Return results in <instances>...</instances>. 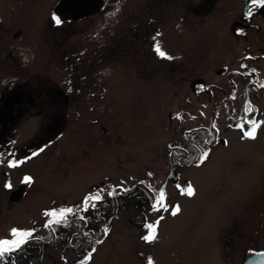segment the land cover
Segmentation results:
<instances>
[{
    "label": "rangeland",
    "instance_id": "374dc122",
    "mask_svg": "<svg viewBox=\"0 0 264 264\" xmlns=\"http://www.w3.org/2000/svg\"><path fill=\"white\" fill-rule=\"evenodd\" d=\"M248 1L109 0L99 14L77 23L75 35L65 42V154L26 156L21 175L31 177L33 194L0 213V239L12 237L13 228L31 230L38 223L42 230L46 211L68 205L77 209L93 188L119 191L140 181L159 185L170 146L184 143L186 131L208 126L219 100L226 98V105L235 110L245 85L257 82L253 69H261L258 78L264 76V61L257 59L264 58L259 50L264 49V0L252 4L247 14ZM191 6L197 8L195 13L189 12ZM234 21L256 24L259 31L236 37L230 32ZM157 43L174 59L160 57ZM261 89L248 95L257 121H264ZM216 115L219 143L212 147L209 161L180 169V186L191 184L195 195L167 187L169 211L149 207L141 221L134 209L118 213L109 238L85 264L238 262L244 249L230 253L229 262L219 254L221 222L228 215L239 217L245 232L240 244L248 246L253 195L235 204L232 180H242L237 187L244 189L262 171L264 189V125L255 139L245 140L226 127L224 107ZM261 204L264 207V199ZM175 205L181 211L172 216ZM160 216L157 239L138 242L135 235H147V225ZM262 234L259 248L264 247V226ZM72 255L67 251L63 258L52 251L32 263L74 264Z\"/></svg>",
    "mask_w": 264,
    "mask_h": 264
},
{
    "label": "flooded vegetation",
    "instance_id": "af4514ba",
    "mask_svg": "<svg viewBox=\"0 0 264 264\" xmlns=\"http://www.w3.org/2000/svg\"><path fill=\"white\" fill-rule=\"evenodd\" d=\"M256 1L254 6L260 4V0ZM66 4L67 0H0L1 214L4 210H9L14 206L20 205L26 200L27 196L33 194L31 192L33 185L32 179L30 183H24L25 176L21 175L23 173L22 169L24 168L26 156L34 154L36 156H53L58 153L61 155L65 154V51L67 50L65 42L75 35L76 31L74 30V26L77 23L87 21L92 16L99 14L107 5L100 10L84 9L82 11L84 15L77 20H73L65 16ZM250 8L249 10H251ZM196 11L197 8L190 7V13H195ZM248 11L247 14H249ZM242 16L244 15L242 14ZM54 17L60 19L61 23L56 24ZM242 25L256 24L234 21L230 27V32L236 37L240 36L245 38L247 35L245 33L246 31L248 32L251 29L259 31V28L242 27ZM259 50L263 51L260 53L261 56L264 53V49L259 48ZM257 59L264 61V58L261 57ZM260 72L262 75L261 69L256 68L252 79H257V82L252 81L245 85L238 97L241 103L240 105L237 103L236 110L229 106V104L226 105V98L219 100L214 103V107L210 112V123L208 126H197L186 131L184 133V143L171 146V149L168 150L169 162H171V154L179 153L174 151L179 149L184 154L181 156H173V159L178 160V173L174 172L171 175L172 165L170 164L168 168L167 164L164 178L159 185H150L146 181H140L132 187L124 188L131 190H122V192L130 196L133 195L137 200L140 193L142 194L141 191L144 190L149 194L146 197L151 199L150 205L152 206L155 202L154 197L161 188L165 192L167 187H173V190H179L177 185L181 183L180 169L200 167L204 164H198L200 150H185L183 148L188 142L187 135L194 129L204 128L207 131L205 143L210 147H215L219 143V134L216 128H212V124L215 123L216 112H219L222 107H224V114L226 116L224 118H227L229 121L226 127L239 132L243 137L242 131L236 125L241 118L245 117V105L250 104L252 106V102L248 97L249 93L255 88L256 90H262L261 88H264L262 87L264 85V76L257 77V74ZM252 108L255 109L253 106ZM256 110L248 114L247 118L257 120L258 113ZM32 126L36 127L34 132H32ZM245 128L247 127L245 126ZM220 143L224 144L222 141ZM210 156L211 154H209L206 162L209 161ZM9 162L16 163L17 166L9 167ZM261 172L255 176L252 186L248 187L244 185V189L237 187L238 183L243 182L242 180H239V178L232 180L233 190H235L232 198L237 200L235 204H243L246 199H250L253 195L252 201L249 200V202H252L255 206V212H253L254 226L249 233L250 238H248V246L246 247L240 244L245 233L243 221L239 217L230 219L229 215L222 220L220 229L222 235L219 241L220 247L218 244V250L224 262L231 261L230 253L239 254L242 249H244V253L237 256L235 260L238 262L236 264H243L252 255L264 251V247L259 248L257 246V242L263 235L262 227L264 226L262 224L264 207L261 204V201L264 199V189L261 186ZM17 174L19 177L15 178L14 176ZM6 183H10L11 188H6ZM105 189L107 190L105 191ZM109 190L117 192L112 188L97 187L89 190L82 198V201H84L86 197L98 191L103 196L101 201L96 202L95 207H89L88 209L94 212H101L102 217L100 218L102 222L99 225V230L94 225L93 229L86 231L88 219H80V217L86 216L84 211L79 206L77 209H74V207L68 205V208L74 209L77 215L71 216L72 220L66 225L53 223L52 228H55L53 232L52 228H45L46 221L50 219L48 216L43 220L44 224H42L43 226L41 225L42 230L38 229V223L34 225L32 229L36 230L35 235L40 238L30 239L22 248L29 243H33L31 246L32 250L39 249L38 251L42 250V253L37 257L24 258L23 264H33V261L38 262L48 252L52 251L59 252L63 258H65V252L71 251L73 253L71 262L74 264H82V262L85 264L89 262L91 259H86L88 253L92 252V249L95 248V251L92 252L93 256L96 249L109 238L111 230L118 221L117 194L108 195ZM245 194H248V196L244 197ZM228 199L231 200L229 196ZM82 201L79 203L80 205ZM91 203L92 201H89V204ZM146 203H148V200ZM136 204L139 205V209L135 215L140 216V221L145 220L147 216L142 212L143 207L141 206V202L137 200ZM61 208H65V206L53 209L58 210ZM238 216H241V214ZM58 218L51 219L55 220ZM68 225L71 230H75L77 226V230L79 231H73L71 236L65 237V227ZM145 225L146 223L143 226ZM105 227L109 229L107 234L104 232ZM85 232L88 236L83 234ZM89 234L92 236H89ZM135 238L138 242L143 241L139 233L135 235ZM9 239H12V237ZM97 240H102L103 242L97 244ZM66 244L67 246L65 247Z\"/></svg>",
    "mask_w": 264,
    "mask_h": 264
},
{
    "label": "snow or ice",
    "instance_id": "6c2138e0",
    "mask_svg": "<svg viewBox=\"0 0 264 264\" xmlns=\"http://www.w3.org/2000/svg\"><path fill=\"white\" fill-rule=\"evenodd\" d=\"M256 2V0H254ZM55 23L60 24V19L54 17ZM155 51L160 57L167 58V59H174L171 56H166V53L161 50L159 43L155 45ZM242 67H246L242 65ZM255 71V69H253ZM264 87V85H262ZM234 98V97H233ZM255 109L252 108L250 104H246L244 108L245 117L241 118V120L237 123V127L242 131L243 138H249V139H255L257 129L264 125V121H257L255 119H248V114L254 112ZM245 125L248 127L245 128ZM217 125L215 123L212 124V128L215 129ZM171 147V146H170ZM35 155V154H34ZM209 158V151L207 149H204L201 151L199 157H198V164H203L205 160ZM16 163L9 162V167H16ZM151 175V174H150ZM31 177H24V183H30ZM6 188H11L10 183L5 184ZM151 187V186H150ZM178 188H180V191L182 194L187 195L188 197H192L195 195V190L192 187L191 184H188L184 187H181L180 185H177ZM122 188V186H121ZM123 191H127V189H122ZM117 192L108 191V195H116ZM103 199V196H101L100 192H96L91 194L89 197H86L84 201H82L81 205L79 206L82 211L87 212L89 207H95L96 202H99ZM89 201H92L91 204H89ZM154 203L152 204V209L156 212H162V211H169V205L166 203V192L163 188H161L154 197ZM181 211V208L179 205L172 206L170 209V214L172 216H176ZM46 216L50 217L48 221L45 223V228H52L53 223L55 224H67L69 223V217L75 216L77 213L72 208H61V209H52L48 210L44 213ZM58 219H51L56 218ZM80 219H87V217H80ZM163 219V216H160V219H158L155 224L149 223L147 225V228L149 229V233L142 237L145 241H154L157 239V226L160 223V220ZM53 232L55 231V228H52ZM105 234L109 232V229L105 227L104 229ZM36 230H21L17 228H13L10 231V235L13 237L12 239H0V264H14L13 261H11V254L21 250L22 246L25 245L30 239H39L40 237H37L35 235ZM87 235V233H85ZM102 240H97L96 243H102ZM95 251V248L92 249V252ZM92 252L88 253V256L86 259L90 260L92 257ZM6 258H8L6 260ZM83 264V262H82Z\"/></svg>",
    "mask_w": 264,
    "mask_h": 264
},
{
    "label": "trees",
    "instance_id": "16d2710c",
    "mask_svg": "<svg viewBox=\"0 0 264 264\" xmlns=\"http://www.w3.org/2000/svg\"><path fill=\"white\" fill-rule=\"evenodd\" d=\"M207 134V131L206 129L204 128H197V129H194L192 130L188 135H187V139H188V142L183 146V148L185 150H204V149H207L209 151V154H210V150H211V147L205 143V136ZM174 152H179L178 154H171V162H167L168 164V168L170 166V164L172 165V169H171V175L175 172V173H178V169H179V166L177 164V159H173V156H181V155H184L182 154V152H180V150L178 149L177 151H174ZM168 158H169V155H168ZM193 158V157H192ZM185 161H187V159H185ZM207 160H205L206 162ZM188 162V161H187ZM128 191L131 190V189H127ZM142 194L140 193L139 195V198L137 199L138 202H141V206L146 208V207H149L151 206V199L149 197H146L148 196L149 194L146 192V191H141ZM135 196V195H134ZM117 202H118V209L121 211V210H129L131 208H135L136 210L139 209V205L136 204L137 200L132 196H130L129 194H124V193H118L117 194ZM148 200V203H146V201ZM79 212V211H78ZM85 213V217H87L88 219V227L86 229V231L88 229H93L94 225H95V228L99 230L100 228V223L102 222L101 218L102 215H101V212H94V211H90L88 210L87 212H84ZM69 221H71V216L68 218ZM75 227V226H74ZM77 226L75 227V230H71L70 226H66L65 227V237L66 236H71V234L73 233V231H79L77 230ZM86 233V232H85ZM83 233V234H85ZM85 236H88L85 235ZM89 236H92L89 234ZM76 241V240H75ZM33 245V243H29L28 245H26L24 248H22L21 250L19 251H16L14 253L11 254V261H13L14 263L16 264H23V260L24 258H30V257H37L39 256L41 253H42V250L41 251H38L39 249H36L35 251L32 250L31 246ZM67 246V244L65 245V247ZM8 258H6L7 260Z\"/></svg>",
    "mask_w": 264,
    "mask_h": 264
},
{
    "label": "water",
    "instance_id": "95a60500",
    "mask_svg": "<svg viewBox=\"0 0 264 264\" xmlns=\"http://www.w3.org/2000/svg\"><path fill=\"white\" fill-rule=\"evenodd\" d=\"M107 1L108 0H67V4L65 6V16L70 19L77 20L84 15L82 13L84 9L100 10L106 5ZM254 3V1L248 2L245 5L244 12L246 13L248 8ZM243 264H264V252L256 253L251 258L247 259Z\"/></svg>",
    "mask_w": 264,
    "mask_h": 264
}]
</instances>
